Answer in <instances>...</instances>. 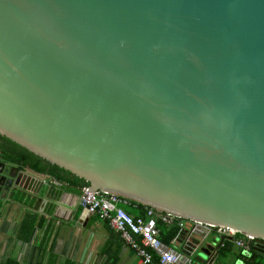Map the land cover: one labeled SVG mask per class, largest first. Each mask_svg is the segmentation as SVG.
<instances>
[{"label":"water","instance_id":"1","mask_svg":"<svg viewBox=\"0 0 264 264\" xmlns=\"http://www.w3.org/2000/svg\"><path fill=\"white\" fill-rule=\"evenodd\" d=\"M0 136L264 255V0H0ZM42 183L0 158V212ZM222 239L177 242L226 264Z\"/></svg>","mask_w":264,"mask_h":264},{"label":"crops","instance_id":"2","mask_svg":"<svg viewBox=\"0 0 264 264\" xmlns=\"http://www.w3.org/2000/svg\"><path fill=\"white\" fill-rule=\"evenodd\" d=\"M19 170L43 181L40 195L46 205L29 191L12 193L0 212V264H138L135 251L105 221L80 218L76 188L49 186L46 176ZM177 237L170 246L179 249ZM239 252L248 256L250 249L232 240L226 264H246ZM154 256L151 264L158 263Z\"/></svg>","mask_w":264,"mask_h":264},{"label":"built area","instance_id":"3","mask_svg":"<svg viewBox=\"0 0 264 264\" xmlns=\"http://www.w3.org/2000/svg\"><path fill=\"white\" fill-rule=\"evenodd\" d=\"M45 183L55 187L66 186L65 183L51 177H47ZM77 191L80 206L86 210V215H93L105 221L121 236L123 241L137 254L138 264H151L152 254L158 257V264H195L192 257L161 240L157 221L167 226H176L180 231L198 230L213 236L232 238L234 243L244 250L250 249L253 244V238L237 236V232L232 229L186 221L150 208H146L145 217L133 218L123 208L128 201L121 197L92 192L87 185L79 186Z\"/></svg>","mask_w":264,"mask_h":264},{"label":"trees","instance_id":"4","mask_svg":"<svg viewBox=\"0 0 264 264\" xmlns=\"http://www.w3.org/2000/svg\"><path fill=\"white\" fill-rule=\"evenodd\" d=\"M0 158L17 166L19 169H27L34 173L54 178L59 182L65 183L66 186L77 189L81 185H87L85 182L74 178L67 172L57 168L54 165L46 163L40 158L34 156L33 153L27 151L13 141L5 139L2 136H0ZM123 208L133 218L145 217L146 207L140 204L128 202V204L123 206ZM157 227L160 232L159 237L165 244L169 246L180 233L178 227L167 226L160 223L159 221H157ZM237 236L243 237L244 235H240L237 233ZM219 249L222 253H228L229 251H231L232 238H224ZM239 256H242L244 258L246 264H264L262 262L264 260L262 254L255 250H252L251 248L250 253L248 254L249 257L247 255L241 254L240 252ZM153 261L158 262V258L154 256Z\"/></svg>","mask_w":264,"mask_h":264}]
</instances>
